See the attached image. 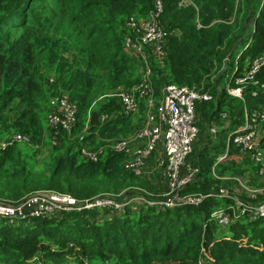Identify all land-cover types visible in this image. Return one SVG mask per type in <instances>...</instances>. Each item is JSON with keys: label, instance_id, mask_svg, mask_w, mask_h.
<instances>
[{"label": "trees", "instance_id": "16d2710c", "mask_svg": "<svg viewBox=\"0 0 264 264\" xmlns=\"http://www.w3.org/2000/svg\"><path fill=\"white\" fill-rule=\"evenodd\" d=\"M162 4L167 35L160 61L148 46L144 56L125 47L133 32L129 17L147 18L154 0H0V137H30L26 148L0 151V199L15 203L41 190L77 199L106 192L116 200L125 194L155 199L167 190L160 173L135 175L128 157L108 147L140 125L143 101L137 114L125 115L110 94L139 85L149 69L156 98L168 83L212 95L195 103L198 137L188 162L198 171L179 192H200L201 203L161 208L125 198L113 211L92 207L13 223L0 219V264H264V212L256 211L264 198L242 194L236 203L232 196H214L221 185L235 188L237 177L264 180L249 153L226 142L245 112L264 108V65L256 82L243 85L242 98L226 90L264 55V0ZM63 95L77 105L70 132L47 125L50 99ZM92 112L99 124L90 122ZM210 127H217L215 135ZM83 148L102 151L90 160ZM257 148L264 154V132ZM225 152L227 158L216 162ZM212 167L225 179L214 177ZM216 208L234 211L227 226L217 223Z\"/></svg>", "mask_w": 264, "mask_h": 264}, {"label": "built area", "instance_id": "2783aa9c", "mask_svg": "<svg viewBox=\"0 0 264 264\" xmlns=\"http://www.w3.org/2000/svg\"><path fill=\"white\" fill-rule=\"evenodd\" d=\"M189 0H182L187 4ZM163 11L162 0H154V9L148 13L147 18L138 20L129 17L127 25L133 31L132 35L125 39V47L142 56L145 55V47L148 46L151 53L162 61L164 57V40L167 35L162 27L160 16ZM199 26V24H197ZM264 65V55L253 59L243 75L236 78V86L227 87V92L238 98H242V87L248 82H256L255 75ZM149 69L146 71L144 80L137 86L128 89H116L110 95L116 96L122 105L125 115H135L139 112L140 103L143 101L144 116L140 125L127 135L112 141L108 147L114 152H121L128 157L127 167L135 175L150 173H160L166 183L167 190L159 192L155 199L143 194H138L130 200H138L147 205L158 207L173 205H198L204 199L200 193L180 194L188 183H190L197 173V168L188 162V156L192 150V144L198 135V127L195 123V103L199 100H209L212 95L205 91L201 92L195 88L174 83L165 84L161 88L160 96L155 97L153 85L148 79ZM264 89V83L260 85ZM255 95V92L252 93ZM51 108L47 114V125L50 130L61 128L70 132L76 122L77 105L66 95L52 97L49 101ZM222 120L227 118V114H221ZM102 115L101 119H104ZM264 127V108H252L250 112H245L244 123L230 132L227 136V148L231 143L239 147L240 151L249 153L252 161L263 159L262 152L257 148L258 128ZM212 135L217 130L214 127L209 129ZM17 143H30L27 134L15 132L9 136L0 137V151ZM102 148L92 151L87 148L82 149V154L90 160H96ZM251 153V154H250ZM226 152L217 156L216 162L226 159ZM212 175L218 177L214 167ZM259 174L264 173V165L258 170ZM237 180V178H234ZM239 185L235 188L221 185L214 191V196L219 198L233 197L239 203ZM234 191V192H233ZM236 191V192H235ZM246 194L254 199L259 194ZM161 197L158 199V197ZM110 195H99L90 199H77L69 193L41 190L33 192L19 201L13 203L7 199H0V219L9 223L24 220L27 218H44L55 213L65 211H78L82 208L120 209L125 200ZM164 198V199H163ZM259 213L264 212V202L256 208ZM231 214L221 208L213 211L217 223L225 227L231 220ZM199 264H207L200 260Z\"/></svg>", "mask_w": 264, "mask_h": 264}, {"label": "rangeland", "instance_id": "374dc122", "mask_svg": "<svg viewBox=\"0 0 264 264\" xmlns=\"http://www.w3.org/2000/svg\"><path fill=\"white\" fill-rule=\"evenodd\" d=\"M261 132H264V127H259L258 128V133L260 134ZM201 136H202V134L200 133L199 137H201ZM197 137H198V135H197ZM218 137H219V135H217L216 140H218ZM50 141H51L50 132L47 130L46 131V134H45V143L48 145ZM17 144L19 146H21V147H24V148H26L27 145H29L27 143H17ZM260 151L262 152V150H260ZM262 156H263V159L262 160H259V161H256L255 160V161H253L256 166L264 165V154H263V152H262ZM262 175H264V173L263 174H260V176H262ZM222 177H224V176H222ZM233 181H237L238 182L239 189H240L239 190V193L237 194L238 196H240L242 194H246V190H247V192H249L251 194H259L260 193L259 196H261V197L264 198V180H261L259 182H256L252 178L251 179H248V176H245L244 178H241V179L237 177V180L236 179H233ZM101 194L102 195H110V193H107V192L106 193H101ZM123 198L124 199L125 198H128L129 199V197H127V194H125V196ZM135 201H138V200H135ZM173 206H175V205H173Z\"/></svg>", "mask_w": 264, "mask_h": 264}, {"label": "water", "instance_id": "95a60500", "mask_svg": "<svg viewBox=\"0 0 264 264\" xmlns=\"http://www.w3.org/2000/svg\"><path fill=\"white\" fill-rule=\"evenodd\" d=\"M90 122H95L96 124H99V116L97 112H92Z\"/></svg>", "mask_w": 264, "mask_h": 264}]
</instances>
